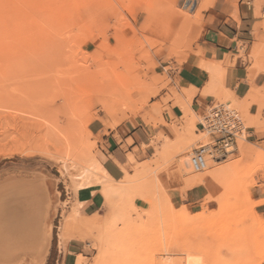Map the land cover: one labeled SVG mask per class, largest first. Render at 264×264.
I'll use <instances>...</instances> for the list:
<instances>
[{"label":"rangeland","instance_id":"374dc122","mask_svg":"<svg viewBox=\"0 0 264 264\" xmlns=\"http://www.w3.org/2000/svg\"><path fill=\"white\" fill-rule=\"evenodd\" d=\"M211 6V0H0V194L13 179L39 177L49 189L50 245L42 264H62L70 239L86 245L76 264H146L150 255L154 264L174 256L182 263L197 249L205 264L264 258V216L256 211L263 203L254 199L255 189H264V119L249 114L247 101L218 97L255 131L231 154L210 159L207 173L224 174L193 187L174 175L180 158L211 142L196 128L194 94L174 78L195 54ZM250 57L264 59V49ZM175 106L181 118L171 116ZM92 122L101 123L99 134L90 131ZM141 123L150 129L148 154H128L124 177L114 180L103 167V138L114 134L123 145L127 126ZM187 170L186 178L201 176ZM194 188L205 191L198 207L185 203ZM85 190L104 197L93 216L81 213Z\"/></svg>","mask_w":264,"mask_h":264},{"label":"crops","instance_id":"0c3cea01","mask_svg":"<svg viewBox=\"0 0 264 264\" xmlns=\"http://www.w3.org/2000/svg\"><path fill=\"white\" fill-rule=\"evenodd\" d=\"M211 8L203 13V24L194 47L195 54L188 64L174 75L185 91L192 92L190 108L202 117L218 97L229 96L239 104H249L248 112L264 119V59L253 60L252 52L264 49V3L256 0H211ZM244 50V53L242 52ZM205 64L208 69L201 68ZM178 68V67H177ZM256 95L255 99H248ZM173 118H181L183 112L177 106L170 111ZM196 128L200 131L199 123ZM128 135L119 144L116 135L103 138V167L114 180H121L124 166L129 164L128 154L137 157L148 154L150 129L144 124L127 126ZM103 130L100 122H92L90 131L99 134ZM255 134V131L251 132ZM256 136V135H254ZM131 140L132 145L127 146ZM148 147L143 150L142 147ZM81 213L84 216L97 214L104 205L100 191H83ZM205 191L194 188L186 192L185 203L198 207ZM182 199V196H180ZM254 199L262 205L256 208L264 216V189H255ZM82 240L70 239L63 247L62 264H76L77 256L84 250Z\"/></svg>","mask_w":264,"mask_h":264},{"label":"bare ground","instance_id":"6f19581e","mask_svg":"<svg viewBox=\"0 0 264 264\" xmlns=\"http://www.w3.org/2000/svg\"><path fill=\"white\" fill-rule=\"evenodd\" d=\"M69 142L74 143L71 138ZM78 151L84 154L86 147H80ZM179 151L176 152L175 158L179 156ZM187 160L182 157L177 161L174 175L180 180L184 178L182 182L189 187L205 185L224 174L222 169L207 173L211 163L210 158L206 169L202 172H195L190 166L189 158ZM188 168L192 173L201 176L196 179L186 178ZM98 172L100 171L95 173ZM5 184L9 191L0 194V264H42L50 245V229L46 228L48 216L51 214L52 197L49 189L39 177L8 180ZM186 247L188 246L185 242L181 244L183 249L181 251ZM195 252L193 256L188 255V259L181 261L182 263L177 256H174L169 258L166 264H205L200 250L197 249ZM146 264H154L153 256L150 255ZM255 264H264V258Z\"/></svg>","mask_w":264,"mask_h":264},{"label":"built area","instance_id":"2783aa9c","mask_svg":"<svg viewBox=\"0 0 264 264\" xmlns=\"http://www.w3.org/2000/svg\"><path fill=\"white\" fill-rule=\"evenodd\" d=\"M199 128L211 138V142L200 145L189 155L190 166L195 172L206 169L208 158L215 160L227 156L234 151L238 141L252 137L240 113L230 103L212 104L199 120Z\"/></svg>","mask_w":264,"mask_h":264}]
</instances>
